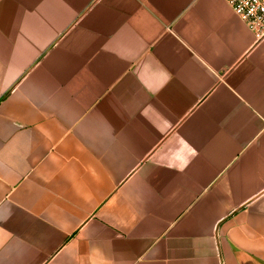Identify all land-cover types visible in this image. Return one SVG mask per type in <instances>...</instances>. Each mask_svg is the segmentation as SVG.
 Masks as SVG:
<instances>
[{
  "label": "crops",
  "instance_id": "crops-1",
  "mask_svg": "<svg viewBox=\"0 0 264 264\" xmlns=\"http://www.w3.org/2000/svg\"><path fill=\"white\" fill-rule=\"evenodd\" d=\"M0 264H264V38L225 0H0Z\"/></svg>",
  "mask_w": 264,
  "mask_h": 264
},
{
  "label": "built area",
  "instance_id": "built-area-1",
  "mask_svg": "<svg viewBox=\"0 0 264 264\" xmlns=\"http://www.w3.org/2000/svg\"><path fill=\"white\" fill-rule=\"evenodd\" d=\"M256 38H264V0H225Z\"/></svg>",
  "mask_w": 264,
  "mask_h": 264
}]
</instances>
